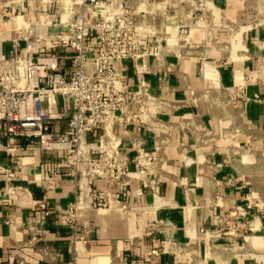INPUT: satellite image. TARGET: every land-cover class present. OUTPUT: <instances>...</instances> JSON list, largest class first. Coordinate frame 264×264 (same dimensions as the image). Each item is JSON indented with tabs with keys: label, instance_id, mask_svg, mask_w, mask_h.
<instances>
[{
	"label": "crops",
	"instance_id": "crops-1",
	"mask_svg": "<svg viewBox=\"0 0 264 264\" xmlns=\"http://www.w3.org/2000/svg\"><path fill=\"white\" fill-rule=\"evenodd\" d=\"M161 1L168 22L195 18V0ZM209 1L217 16L193 31L187 47L174 37L158 57L151 52L143 74L137 61L119 65L133 91L147 81L165 99L158 115L171 135L167 174L156 196L140 194L135 179L124 188L92 178L90 188L139 209L96 208L64 149L0 129V264H264V0ZM40 7L56 11L38 0H0V59L14 55L13 30ZM220 89L233 91L235 101ZM45 106L65 129L69 103L53 95ZM130 128L150 151L154 131ZM101 132L88 137L97 143ZM75 199L83 204L76 223L62 217Z\"/></svg>",
	"mask_w": 264,
	"mask_h": 264
},
{
	"label": "built area",
	"instance_id": "built-area-1",
	"mask_svg": "<svg viewBox=\"0 0 264 264\" xmlns=\"http://www.w3.org/2000/svg\"><path fill=\"white\" fill-rule=\"evenodd\" d=\"M38 1L52 4L56 11L33 9L11 34L14 55L0 59V129L35 138L47 149H64L78 186L84 185L88 192L92 178L124 188L135 179L141 181L140 194L156 196L167 174L164 163L171 142V135L163 130L167 124L158 115L165 99L152 93L147 81L133 91L119 65L137 61L136 71L143 74L148 71L151 52L156 51L158 57L174 37L181 48L187 47L193 31L201 26L203 10L214 15L212 4L195 0L192 22L170 23L169 5L161 0H137L133 5L130 0ZM40 26L56 30L39 34ZM228 94L234 101L235 93ZM53 95L69 103L62 112L66 118L63 130L45 106ZM130 126L154 131L150 151L144 147V136ZM100 129L94 143L88 135ZM126 135L129 144L123 142ZM91 194L98 209L121 213L139 209L128 199L100 189ZM81 209L82 202L75 199L62 217L76 223ZM155 252L151 249L149 253Z\"/></svg>",
	"mask_w": 264,
	"mask_h": 264
},
{
	"label": "rangeland",
	"instance_id": "rangeland-1",
	"mask_svg": "<svg viewBox=\"0 0 264 264\" xmlns=\"http://www.w3.org/2000/svg\"><path fill=\"white\" fill-rule=\"evenodd\" d=\"M206 14H208L209 16V18L207 17V21L204 19V18H206V17H204V16H202V19H201V22H200V24H201V27L200 28H202V26H204V25H206V24H208V23H212V19H213V17H212V15H211V11L210 10H207V9H205V10H203ZM214 11V10H213ZM213 14H215L216 16H217V13H215V11H214V13ZM205 15V14H204ZM211 16V17H210ZM210 18H212V19H210ZM218 20V19H217ZM203 30H204V28H202ZM202 30V31H203ZM220 94L222 95V96H224V97H227L228 99H229V101H233L232 99H230V96H229V94H228V92H230L229 90H227V89H220ZM231 92H233V91H231ZM228 94V95H227ZM235 101V100H234ZM233 101V102H234ZM236 213V211L235 210H233V214H235ZM206 232V231H205Z\"/></svg>",
	"mask_w": 264,
	"mask_h": 264
},
{
	"label": "bare ground",
	"instance_id": "bare-ground-1",
	"mask_svg": "<svg viewBox=\"0 0 264 264\" xmlns=\"http://www.w3.org/2000/svg\"><path fill=\"white\" fill-rule=\"evenodd\" d=\"M82 183H80V185H81Z\"/></svg>",
	"mask_w": 264,
	"mask_h": 264
}]
</instances>
